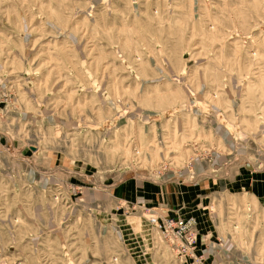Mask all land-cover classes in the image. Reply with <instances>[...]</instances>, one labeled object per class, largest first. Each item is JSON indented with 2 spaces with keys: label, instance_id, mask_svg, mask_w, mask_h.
<instances>
[{
  "label": "rangeland",
  "instance_id": "374dc122",
  "mask_svg": "<svg viewBox=\"0 0 264 264\" xmlns=\"http://www.w3.org/2000/svg\"><path fill=\"white\" fill-rule=\"evenodd\" d=\"M0 264H264V0H0Z\"/></svg>",
  "mask_w": 264,
  "mask_h": 264
},
{
  "label": "built area",
  "instance_id": "2783aa9c",
  "mask_svg": "<svg viewBox=\"0 0 264 264\" xmlns=\"http://www.w3.org/2000/svg\"><path fill=\"white\" fill-rule=\"evenodd\" d=\"M175 225H176L175 219H168L165 223V228H164L163 232L166 233L167 235H171L170 230H172ZM186 241L187 242L185 243V245L182 246L183 247V251L181 252L182 255H184V253L190 252V251L195 249L193 237L189 236L186 239Z\"/></svg>",
  "mask_w": 264,
  "mask_h": 264
}]
</instances>
